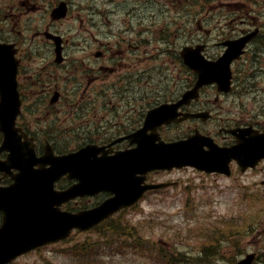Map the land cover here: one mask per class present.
Wrapping results in <instances>:
<instances>
[{"label": "flooded vegetation", "instance_id": "1", "mask_svg": "<svg viewBox=\"0 0 264 264\" xmlns=\"http://www.w3.org/2000/svg\"><path fill=\"white\" fill-rule=\"evenodd\" d=\"M128 1L132 2V0ZM60 4L66 6L67 11L61 19H56L51 11ZM121 4L132 5L118 0L110 7L112 10L130 9V7L122 9ZM209 4H211L209 0H205L201 10H208ZM228 4L237 6L236 9L227 6L228 13L232 11L228 22L223 26L217 22L212 31L206 28L205 32L215 35V45L226 39L248 38L244 53L231 64L232 89L219 90L215 84L201 86L195 97L178 106V111L193 114V117L180 122L164 123L157 129L163 138L168 136L174 127H180L181 133H175V135L181 136L198 130L211 136L213 142L219 147L226 148L237 143V134L240 130L248 128L249 131H244L250 138L249 143L246 144L247 148H251L248 145L253 144L252 148L261 150L264 147V142H260L264 137V65H262L264 62V0H228ZM72 8L73 0H0V46H10L15 59L19 61L18 83L27 59L36 61L38 57L44 56V60L39 65L40 72L43 73L56 66L53 61L48 60L53 54L52 49H44V46L48 48L54 46L52 40L55 41V39L49 38L48 32L52 36L61 35L63 41L68 42L69 39L64 33L57 32L56 26L70 16ZM75 19L83 23L86 22L87 17L83 13H78ZM106 20L109 21V18L106 17ZM125 29L132 28L129 26L117 30L106 35L103 41L99 42L101 48L95 49V52L99 49L97 68L87 62L83 68L69 71L72 82L71 96L78 99L83 106L81 130L84 139L100 145L119 141L110 149H106L107 155L132 147L133 144H129L127 136L141 128L146 112L161 104L177 103L186 91L192 89L196 81V74L187 72L184 66H181L177 69L172 84L154 85V79L150 73V57L154 56V47L143 49L150 47V44L158 47L164 44V41L150 38L149 43H144V36L134 41L129 31ZM83 32L89 34V29L84 27ZM215 50V53L206 51V56L210 59L217 58L223 51V46L218 45ZM68 56L69 54L65 56L67 66L69 65L67 64ZM86 57L90 60L89 56ZM240 62L243 63L241 72L238 71L237 64ZM187 73L190 74L189 77ZM235 75L239 83L237 87ZM32 77L31 74L27 77L29 79V84L26 86L27 92L35 93L38 87L41 93L48 91L50 87L41 83L39 77L34 79ZM251 77L263 78L261 85L254 88L255 91H259L260 96L255 97L253 102H250V97L247 99L251 91L244 100L240 96L242 89L247 87L246 81H250ZM91 106L96 107L90 114V118H97V121L87 119V112ZM116 116L119 118L115 121ZM147 134H150V129ZM17 136L22 138L21 133H17ZM30 137L29 142L34 144L36 153L40 155L48 139L36 134H30ZM2 142L3 134L0 131V147ZM6 157L7 153L0 151V165L5 162ZM229 167L232 171H241L234 160L229 161ZM253 171L259 172L261 175L259 181L264 187V158L246 172ZM15 172V169H11V173ZM158 172L165 171H148L144 178L146 181L150 180L151 175ZM11 182L9 171L0 170V186H8ZM69 184L70 181L66 179L65 182L57 183L56 188L62 189ZM82 199L70 200L62 204L61 209L76 211Z\"/></svg>", "mask_w": 264, "mask_h": 264}, {"label": "rangeland", "instance_id": "2", "mask_svg": "<svg viewBox=\"0 0 264 264\" xmlns=\"http://www.w3.org/2000/svg\"><path fill=\"white\" fill-rule=\"evenodd\" d=\"M200 1L202 0H132V2L120 0V2L132 4L128 6L121 4L122 9L126 7H130V9L112 10L111 7H108L110 2L106 0H80L78 2L73 0L70 16L57 23L56 26L57 32L64 33L69 39L68 42L63 41L62 44V41L52 40L55 47L44 46V49H52L53 51V54L48 58L50 62L55 59V53L62 57L69 54L67 64L70 65V70L73 62L79 65V69L83 68L87 62L97 68L99 65L98 51L101 46L95 53L96 46L93 44L94 40L99 39L98 36H104V33L116 32V30L130 26L132 29L125 30L129 31V35L134 41L144 36V43H149L151 21L164 18L173 19L177 17L178 11L187 12L189 6L187 4H191V2L194 4L190 8V12L199 24L211 23L217 14L218 18L229 17L232 11L227 14L226 5L232 9L237 8V6L226 4L227 0H209L211 3L209 9L206 12H200ZM150 2L161 7L163 12L151 6ZM93 8L95 10H92ZM196 11L199 15L196 14ZM78 13L88 16L86 22L80 23L75 19ZM106 17L113 18V24L110 27L104 23ZM87 23L89 25H86ZM168 23L171 31H173L172 28L180 26L179 21H169ZM77 24L82 26V30ZM84 26L88 27L90 31L89 37L86 36L87 32H83ZM181 27L185 28L184 26ZM192 31L189 34H184L178 43L179 48L182 45L187 47L191 44L190 41L193 40ZM49 36L50 32H48ZM89 40H93V43L90 42L88 49ZM101 41H103L102 38ZM147 49L150 47L143 50ZM84 56H89L90 60ZM169 57L170 55L164 56L163 60H168ZM169 64L171 63L169 62ZM173 69L174 67L168 69V76L165 77H162L159 71L152 72L154 85L172 84ZM51 71L55 72L52 80H46L45 74H42L39 79L47 87L56 86L55 91L60 92L58 101L50 108L44 104L37 107L33 94L27 95L25 84H23L27 108L22 110V117L19 118L29 131L40 137L48 138L52 142L56 139L52 134L58 133L59 138L63 137V141H65L64 146L72 150L78 141H72L75 137L69 133L74 129L73 125L80 123L70 122L77 113L75 111L77 103L71 104L67 98V88L72 82L63 76V65L61 67L55 66ZM119 71L121 70L119 69ZM259 82L260 79H256L254 84L248 85V88L250 87L252 90L259 85ZM48 91L47 100L54 92L50 88ZM242 99L245 98L242 97ZM95 107L91 106L88 109V120L97 121V118H90ZM78 112L80 115L82 114V110ZM51 116H54V119L49 118ZM118 118L116 116L115 121ZM52 120L56 121L57 126L51 124L50 121ZM71 123L72 126L66 128ZM59 131L61 132L59 133ZM173 177L179 180L180 186L170 191L173 196L169 198H175L177 201L164 205H150V202L140 205L139 209L129 213L136 230L128 228L124 224L125 221L112 220L106 222L108 234L104 232L100 235H94L92 232L81 235L71 234L67 238L63 237V240L47 245V247L43 246L22 255L10 264H150V261L159 264L157 260H150V237L155 241L169 243L171 245L169 249L173 252L186 251L185 260L181 261V264H230L245 253L256 250L261 252L260 259H262L258 264L264 262V237H262L264 234V212L261 211L262 203L240 200L238 187L232 186L231 180L228 179H219L215 182L212 178H205L192 170L176 172ZM187 186L190 188L187 189ZM202 187H208V189L204 190ZM71 188L72 184L70 183L65 190L69 191ZM202 196L205 198H201ZM188 208H190L192 216L200 217V224L206 226L207 229H212L216 236L215 241L208 239L207 232H204L201 226L194 227L193 231L189 230L192 223L184 217ZM150 219L152 220L151 231ZM195 241L199 249L190 250ZM170 264H179V260L174 258Z\"/></svg>", "mask_w": 264, "mask_h": 264}, {"label": "water", "instance_id": "3", "mask_svg": "<svg viewBox=\"0 0 264 264\" xmlns=\"http://www.w3.org/2000/svg\"><path fill=\"white\" fill-rule=\"evenodd\" d=\"M184 58L189 56L188 52L182 53ZM186 63L197 70L208 71L204 77L215 76L212 72L215 68H209L202 64L201 60L194 58L193 61ZM4 71L3 62L0 61V73ZM4 100L0 109V128H4L7 135L11 134V128L14 124L15 114H9L15 100V94L12 89L6 85L2 86ZM156 115H147V125L155 119ZM7 143L13 144V140L8 137ZM17 144V143H16ZM140 148L128 151L120 155L117 160L108 163L106 168L100 166V162L94 159L96 148L88 146L80 148L71 155L64 156L62 159L54 158L51 152H46L43 162L50 163L51 166L42 170L43 176H34L28 170L26 164L22 166V175L19 180V196L11 195L10 190H0V209L4 210L3 222L0 226V264H4L14 259L17 255L28 252L42 244L55 241L65 237L72 227L85 229L95 223L94 217L99 220L118 210L121 206L131 204V199L121 188L113 187L115 196L103 202V204L93 209L91 212L69 216L65 218L63 214L56 212L52 206L64 201L65 192H61L58 198H51L48 194V183L55 181L60 175H63L68 167L72 169L73 176L81 180L85 185L80 193L90 191L97 192L106 189V180L101 176L108 172L123 171L120 162L126 158V164L134 172L143 168L141 157H144L148 167L159 165L162 162L178 164L181 160L177 153L182 150L175 144H155L152 140L141 141ZM14 158L23 157L24 153H19L17 148H11ZM11 155V160L17 164ZM29 158L23 161L28 162ZM30 161V160H29ZM37 161H30L33 165ZM41 163V162H40ZM30 165V164H29ZM100 179L97 182V177ZM25 178V180H24ZM17 185V181H16ZM16 187V186H15ZM15 187L13 189H15ZM23 189V190H22ZM79 191V188H77ZM17 209V211H16ZM86 221V222H85ZM253 255H248L245 259L235 264H250Z\"/></svg>", "mask_w": 264, "mask_h": 264}, {"label": "trees", "instance_id": "4", "mask_svg": "<svg viewBox=\"0 0 264 264\" xmlns=\"http://www.w3.org/2000/svg\"><path fill=\"white\" fill-rule=\"evenodd\" d=\"M54 146L56 147L57 150L59 151H64L65 147H64V141L61 140H55L54 142Z\"/></svg>", "mask_w": 264, "mask_h": 264}, {"label": "bare ground", "instance_id": "5", "mask_svg": "<svg viewBox=\"0 0 264 264\" xmlns=\"http://www.w3.org/2000/svg\"><path fill=\"white\" fill-rule=\"evenodd\" d=\"M68 235V234H67ZM73 235H75V234H73Z\"/></svg>", "mask_w": 264, "mask_h": 264}]
</instances>
